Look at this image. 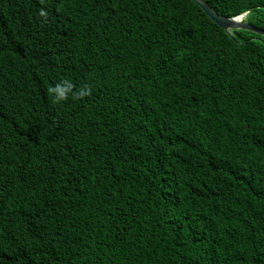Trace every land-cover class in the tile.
Instances as JSON below:
<instances>
[{"label":"trees","instance_id":"16d2710c","mask_svg":"<svg viewBox=\"0 0 264 264\" xmlns=\"http://www.w3.org/2000/svg\"><path fill=\"white\" fill-rule=\"evenodd\" d=\"M204 1L264 29V0ZM262 193L263 35L194 0H0V264H264Z\"/></svg>","mask_w":264,"mask_h":264},{"label":"water","instance_id":"95a60500","mask_svg":"<svg viewBox=\"0 0 264 264\" xmlns=\"http://www.w3.org/2000/svg\"><path fill=\"white\" fill-rule=\"evenodd\" d=\"M194 1L218 26H220L224 30L232 28H243L264 36V29L242 21L243 14L232 18L225 17L223 15L218 14L204 0Z\"/></svg>","mask_w":264,"mask_h":264},{"label":"clouds","instance_id":"9594fccd","mask_svg":"<svg viewBox=\"0 0 264 264\" xmlns=\"http://www.w3.org/2000/svg\"><path fill=\"white\" fill-rule=\"evenodd\" d=\"M55 92L57 93V95L55 97L57 101L62 100L66 95V89L65 88L57 87Z\"/></svg>","mask_w":264,"mask_h":264},{"label":"snow or ice","instance_id":"6c2138e0","mask_svg":"<svg viewBox=\"0 0 264 264\" xmlns=\"http://www.w3.org/2000/svg\"><path fill=\"white\" fill-rule=\"evenodd\" d=\"M262 194H264V193H262Z\"/></svg>","mask_w":264,"mask_h":264}]
</instances>
